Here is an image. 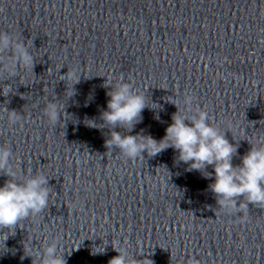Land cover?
Masks as SVG:
<instances>
[{
  "label": "water",
  "instance_id": "1",
  "mask_svg": "<svg viewBox=\"0 0 264 264\" xmlns=\"http://www.w3.org/2000/svg\"><path fill=\"white\" fill-rule=\"evenodd\" d=\"M0 33L10 38L0 148L15 182L43 175L48 190L41 212L0 229V264H39L54 242L65 264H108L113 246L136 264H264V208L248 203L243 223L228 214L209 187L213 166L189 171L172 148L131 160L105 147L112 132L159 141L173 114L189 123L198 111L235 144L233 167L264 146V0H0ZM17 43L31 71L12 64ZM120 83L145 98L131 130L102 118ZM11 179L0 171V185ZM25 244L40 257L25 256Z\"/></svg>",
  "mask_w": 264,
  "mask_h": 264
},
{
  "label": "clouds",
  "instance_id": "2",
  "mask_svg": "<svg viewBox=\"0 0 264 264\" xmlns=\"http://www.w3.org/2000/svg\"><path fill=\"white\" fill-rule=\"evenodd\" d=\"M10 38L7 34L0 33V51L7 50ZM21 64L26 70L31 71L33 57L22 44L14 45L12 64ZM7 66L0 59V69ZM67 80L71 84L78 82L77 72L70 71ZM8 87L0 89V96H6ZM71 96L72 92L68 91ZM109 97L107 111L102 113L104 122L109 127L122 126L131 130L135 123L140 121V114L146 107L145 98L142 94L133 91L131 84L120 83L118 86L106 93ZM192 97H186L185 103L191 102ZM44 114L50 125L56 124L60 118L59 106L56 103H48ZM8 119L15 122L19 119L17 113L9 112ZM184 115L173 114L172 123L165 129V135L159 141L151 136H121L117 132L111 133V138L105 141L106 148L116 147L128 159L134 160L141 153L155 156L165 149L172 148L178 153L177 159L189 165L188 170L203 171L206 165L213 166L214 183L209 185L210 190L218 197L217 203L222 209L242 213L238 220L243 223L247 221V204H255L264 208V146L251 147L243 156L241 165L233 167L232 157L236 153L235 144L225 139L224 133L208 123L207 114L198 111L195 117L185 123ZM89 127L95 125L89 121ZM10 153L6 148H0V171L13 179L7 180L0 185V229L11 230L18 222L35 216L41 212L48 201V190L43 187L46 179L43 175L28 179L24 183L15 182L16 173L9 167ZM191 162V163H189ZM243 196L246 203H240L237 207V197ZM7 234H0V247L4 250V241ZM118 255L113 257L108 264H136L128 259L125 249L113 246ZM104 249L97 247L92 249L91 254H103ZM24 255L28 257H40L38 252L32 250L28 244L24 245ZM23 258V257H22ZM37 264V261H33ZM39 264H65V261L57 255V244L54 242L44 249L43 257L39 258Z\"/></svg>",
  "mask_w": 264,
  "mask_h": 264
}]
</instances>
